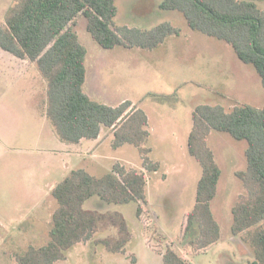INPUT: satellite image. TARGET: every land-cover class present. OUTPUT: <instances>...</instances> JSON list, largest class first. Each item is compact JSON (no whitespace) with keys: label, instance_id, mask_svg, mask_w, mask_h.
<instances>
[{"label":"rangeland","instance_id":"374dc122","mask_svg":"<svg viewBox=\"0 0 264 264\" xmlns=\"http://www.w3.org/2000/svg\"><path fill=\"white\" fill-rule=\"evenodd\" d=\"M252 1L264 9V0ZM14 2L0 0V22ZM159 2L162 0L117 1L118 13L114 21L118 27L150 30L170 22L181 29L180 36H170L150 51L123 47L104 49L88 32L86 17L77 19L75 29L88 50L86 91L90 93V89H95L93 97L107 105L131 101L147 111L152 117L151 127L156 130L143 147L152 148L150 159L160 161L163 167L156 175L154 172L151 176L148 174L149 180L147 177L150 182L148 205L144 206L146 216L143 218L147 225L138 218L136 202L109 204L94 197L85 204L86 210L91 209L97 216L92 239L67 250L65 261L58 264H163L162 255L167 248L190 264H248L254 260V251L244 242V235L232 233V209L246 193L234 171L247 168L248 143L235 140L227 133L213 131L209 137V144L222 168L218 196L212 203L221 226V239L196 252L182 243L181 236L187 214L196 203L197 182L202 177V167L188 150L192 111L199 105H221L227 110L239 104L263 108L262 80L252 65L237 57L231 46L192 30L182 13L163 11L158 7ZM13 82L11 79H6L4 84L0 81V98H4L0 101V156L23 159L5 160L7 179L14 178L15 185L21 182L23 191L34 188L35 192L25 204L32 206V216L40 212L44 220L35 223L38 228L32 235L22 236L23 242L0 244V254L13 253L17 247L24 252L31 243L41 246L37 243L45 241L51 229L47 225V218L48 223L53 220L50 211L58 207L51 186L72 170L83 167L76 161L72 170H66L61 152L44 151V146L51 147L47 128H52L54 135L55 128L47 116L37 117L38 106L27 92V80L18 82L20 84ZM158 96L164 98L157 99ZM18 110L22 115L18 116ZM160 112H165V116ZM162 121L167 125L161 126ZM112 137L111 131L104 133V159L101 167L91 173L102 177L117 161L128 168H142L140 151L133 145L115 150L111 147ZM16 147L22 154L15 151ZM39 148L41 151H37ZM30 157L36 161L26 160ZM190 166L196 167L198 172L190 171L193 170ZM15 226L17 228L18 223ZM16 228L7 224V229H1L0 234L6 231L5 237L18 241L19 229ZM104 241L112 248L121 244L124 251L113 253Z\"/></svg>","mask_w":264,"mask_h":264},{"label":"trees","instance_id":"16d2710c","mask_svg":"<svg viewBox=\"0 0 264 264\" xmlns=\"http://www.w3.org/2000/svg\"><path fill=\"white\" fill-rule=\"evenodd\" d=\"M118 0H15L0 23V48L19 60L35 63L47 86L46 116L61 141L78 144L99 138L103 129L114 133L113 148L133 145L143 158V169L116 162L102 177L85 169L71 171L52 191L58 207L53 213L49 241L29 246L14 256L16 264H58L65 252L93 237L97 216L85 203L99 197L109 204H138L137 215L145 226L144 206L148 205L146 172L160 169L143 147L149 139L147 113L125 101L107 105L89 97L84 87L87 77V48L75 29L81 16L88 21L92 38L104 49L117 47L154 50L170 36L182 31L170 22L150 30L118 27L114 21ZM160 9L182 13L188 26L208 37L224 41L237 57L252 65L264 88V9L252 0H162ZM159 97L157 99H162ZM213 131L247 141V168L235 176L246 193L232 209V233L254 251L248 264H264V107L239 104L227 110L221 105H199L193 112L188 139L189 154L202 167L196 203L187 214L181 241L196 252L221 239V226L212 203L218 196L222 169L208 142ZM146 223V224H144ZM108 249L114 253L121 244ZM163 264H190L171 248L162 255Z\"/></svg>","mask_w":264,"mask_h":264},{"label":"crops","instance_id":"0c3cea01","mask_svg":"<svg viewBox=\"0 0 264 264\" xmlns=\"http://www.w3.org/2000/svg\"><path fill=\"white\" fill-rule=\"evenodd\" d=\"M160 4H161V2L158 3L159 9H160ZM5 16L3 17V19L0 23L4 22ZM9 55H10L9 53H7L6 51H4L0 48V81L3 82V84H4L6 79H11L12 82L14 81L13 83L20 84L18 82H25L27 80V83H28L27 92L30 93L31 97L35 98L36 105L38 106V107H36L37 117H39V115L46 116V106H47L46 105V103H47V101H46L47 100L46 90H47V86H46V82H45L44 78L42 77L41 73L37 70V65L35 63H31L28 60H19V59L15 58L14 56H12V55L9 56ZM5 60H7L8 62H5ZM86 81H87V77H86ZM39 85L42 88V91H40V92H39ZM85 86H86V83H85ZM84 90L89 95V97H91L92 99L97 100V101L99 100L98 98L93 97V95H95V89H93V90L90 89V93H88L86 91L85 87H84ZM27 92H25V93H27ZM3 100H4V98H0V101H3ZM123 102H125V101H123ZM145 112L147 113L148 118H149L148 131L150 133V136H149V139H150L152 137L153 132H155L156 129H153L151 127L152 126L151 115L147 111H145ZM193 112L194 111H192V121H193ZM160 113H163V114H161V116H163V117L165 116V112H160ZM20 114L22 115L21 111L18 112V116ZM170 120L172 122V118ZM173 123L176 124L175 121H173ZM159 124L161 126H166L167 122L162 121ZM46 127H48L47 124H46ZM192 127H193V124H192ZM192 127L188 132L189 135H190V132L192 130ZM47 129L49 130V133L51 135V139L49 140L51 147H45L44 146L43 149H44V151H47V152H55V151L58 153L61 152V154L63 156L62 160H64V162H65L64 163L65 165H63V167L65 166L66 170H69V169L72 170L73 167H71V166L76 161H77V165L83 166V167H80L78 169H85L89 173H91V171H93L95 169L100 168L102 165L101 160L104 159V156H103V150H104V145H105L104 133L106 131H108V132L111 131V134L113 135L112 143H111V147L113 148L114 133L112 130H109V129H103L101 135L97 139H94V140H85L84 139L78 144L65 143V142L61 141L60 138L58 136H56V134L54 135V132H52L53 131L52 128H47ZM162 138L165 139L164 137H162ZM208 142H209V138H208ZM124 146H122V147H124ZM122 147H120V148H122ZM149 149L151 150V153H152L153 149L152 148H149ZM115 150H117V149H115ZM15 151L18 154H22V151L19 149V147H16ZM37 151H41V149L39 148V149H37ZM30 153H34V152H29V154ZM141 159H142V163H143L142 155H141ZM5 160H23V159H20V158L16 159L14 157H10L9 159H6V157L4 155L0 156V230L1 229L6 230L7 224H12L13 227L16 228V226H15L16 223H18V227L16 229L17 230L19 229V233L17 234L18 235V239H17L18 241H16V239L9 238L10 236L5 237V235H8V233H6V231H2V233L0 234V244H2V245L6 242H8L9 244H11V243L15 244L17 242H23V239H21L22 236L23 235L24 236L32 235L33 232L38 228V227H35L36 226L35 223L37 221H40V220L43 221L44 220L43 219L44 216H42V214H40V212L38 214L32 216V214H30L32 206L30 204L28 206L25 204L26 201L28 200V198L29 197L31 198L32 197L31 195L35 192L34 188L23 191L21 182L15 185V184H13L14 178L9 179L10 178L9 177L7 179V176H6V164L7 163ZM26 160H35L36 161V158L32 159L30 157V158H26ZM117 162L121 163L122 161H117ZM154 162H158L160 164L159 170H161L163 167V164L160 161H154ZM190 168L193 169L190 171H194V173L198 172L196 167L190 166ZM138 170H144L143 165H142V168H139ZM158 171L154 172V174L156 175L158 173ZM236 171H238V170H236ZM236 171H234V174ZM148 174H150V173L146 172V175H147L148 180H149ZM151 174H150V176H151ZM92 175H94V174H92ZM166 176L167 175L165 174L163 177L166 178ZM199 180H198V182H199ZM19 181H20V179H19ZM198 182H197V185H198ZM149 183L147 185V192H148ZM56 185L51 186V194H52V191ZM90 200H88L86 203H88ZM95 201H97V200H95ZM55 210L53 208L51 209L50 216L53 215ZM88 211H92V210L90 209ZM52 218H53V216H52ZM47 225H48V227H50L52 229V223H48V218H47ZM51 229H50V231H51ZM21 230H23V231L21 232ZM50 231H49V233H50ZM49 239H50V237L48 236L45 238V241H43V242L37 241L38 242L37 244L44 246L48 243ZM29 246H36V245H33L31 243V245H29ZM36 247H39V246H36ZM26 249H24V251ZM123 251H124V249H121L117 253H121ZM18 253H23V251L18 249V247L13 253L12 252H9V253L2 252L0 254V264H16L14 256ZM65 259H66V257H65Z\"/></svg>","mask_w":264,"mask_h":264}]
</instances>
